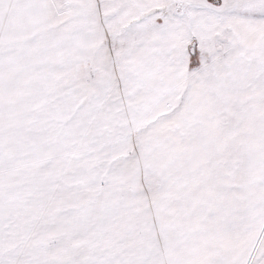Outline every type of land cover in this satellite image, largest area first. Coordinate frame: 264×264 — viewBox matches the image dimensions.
<instances>
[{
  "label": "snow or ice",
  "instance_id": "1",
  "mask_svg": "<svg viewBox=\"0 0 264 264\" xmlns=\"http://www.w3.org/2000/svg\"><path fill=\"white\" fill-rule=\"evenodd\" d=\"M0 264H264V0H0Z\"/></svg>",
  "mask_w": 264,
  "mask_h": 264
}]
</instances>
